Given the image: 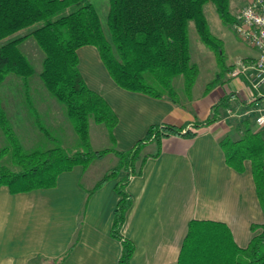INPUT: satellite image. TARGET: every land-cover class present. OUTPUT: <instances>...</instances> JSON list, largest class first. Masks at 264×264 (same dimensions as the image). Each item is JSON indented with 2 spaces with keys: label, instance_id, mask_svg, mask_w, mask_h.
Returning a JSON list of instances; mask_svg holds the SVG:
<instances>
[{
  "label": "trees",
  "instance_id": "trees-1",
  "mask_svg": "<svg viewBox=\"0 0 264 264\" xmlns=\"http://www.w3.org/2000/svg\"><path fill=\"white\" fill-rule=\"evenodd\" d=\"M209 2L214 4L223 23L233 24L230 0H109L105 27L87 0H0V43L6 40L0 44V86L9 75L22 81L26 111L34 127L49 143L55 144L26 151L0 101V133L5 142L0 148V187L7 186L13 194L52 188L62 172L76 165L85 169L105 154L113 153L116 164L86 190L84 204L97 188L124 173L115 185L120 200L114 210L110 233L122 244L118 264H130L135 246L121 234L131 205V196L126 191L130 178L141 174L149 157L159 156L162 139L192 138L200 126L219 120V110L229 105L232 96H224L213 104L211 114L200 126L197 123L188 127L155 124L129 150H93L89 122L103 125L113 140L117 117L105 99L86 85L78 69L77 50L86 45L96 47L110 77L119 87L178 103L180 98L174 79L182 77V93L189 98L198 75L197 65L191 62L190 22L201 42L216 53L221 70L228 71L223 42L210 32L203 11ZM29 27L32 29L26 34L12 37ZM29 38L43 54L40 80L52 98L63 106L65 117L73 127L75 141L68 146L52 134L34 105L29 85L34 67L20 49ZM222 72L205 86V93L222 82ZM221 146L227 164L237 171L242 170L244 160L251 162L264 215V134L245 127L238 140L226 137ZM251 231L254 235L248 245L239 247L224 224L191 220L176 264H264V222L252 224ZM62 259L56 263L61 264Z\"/></svg>",
  "mask_w": 264,
  "mask_h": 264
},
{
  "label": "crops",
  "instance_id": "crops-1",
  "mask_svg": "<svg viewBox=\"0 0 264 264\" xmlns=\"http://www.w3.org/2000/svg\"><path fill=\"white\" fill-rule=\"evenodd\" d=\"M248 2L230 0L232 15ZM77 56L86 85L117 117L114 150L131 149L151 125L200 126L213 104L232 96L219 110V120L200 126L195 137L162 139L159 156L149 157L141 174L130 178L126 191L131 205L121 228L122 236L135 246L130 264H176L191 220L222 223L239 247L247 246L254 235L251 225L264 222L251 162L244 160L237 171L227 164L221 146L226 137L238 140L245 127L264 134L254 122L256 109L264 102L248 99L245 75L227 73L207 93L192 89L189 98L173 103L119 87L94 46L80 47ZM256 58L244 64L251 67ZM107 155L114 154H105L85 169L76 165L62 172L52 188L13 194L7 186L0 187V264H57L63 257L61 264H118L122 244L110 231L120 200L115 185L124 173L97 188L84 204L86 190L100 179L96 181L91 170L102 172L94 163Z\"/></svg>",
  "mask_w": 264,
  "mask_h": 264
},
{
  "label": "rangeland",
  "instance_id": "rangeland-1",
  "mask_svg": "<svg viewBox=\"0 0 264 264\" xmlns=\"http://www.w3.org/2000/svg\"><path fill=\"white\" fill-rule=\"evenodd\" d=\"M95 8L100 22L103 27L106 25V17L108 13L109 0H87ZM204 14L209 24L210 32L222 40L224 51V64L228 68L227 72L221 70V66L216 53L207 47L199 39L193 22L189 23V47L191 54V62L195 63L198 68V75L193 86V91L202 93L205 86L216 78L217 73L223 71L220 76L222 81L226 78L227 73H231L239 68V64H244L248 58H255L257 51L251 44L243 39L236 32L234 25L231 23H223L219 18L213 3H207L203 7ZM32 27L22 29L16 32L12 37L22 36L29 32ZM11 37V38H12ZM2 41L1 43H4ZM0 43V44H1ZM22 53L32 63L34 74L29 79L30 92L34 101V105L41 114V119L54 136L60 138L63 145L72 144L75 141V133L72 125L66 119L63 106L56 102L54 98L47 92L39 77L41 70V61L43 54L32 38L27 39L20 46ZM174 86L181 100L185 99L182 93L183 79L178 77L174 79ZM0 101L2 107L7 113L8 119L13 124L14 130L26 151H34L36 149H46L55 144L49 143L45 137H42L33 125L32 117L26 111L23 83L14 75H9L0 86ZM221 108L220 110H222ZM223 111V110H222ZM222 116H226L222 112ZM102 131L99 132V131ZM101 124L93 121L89 122L90 143L93 150L113 149L115 145L109 133ZM100 134V136H99ZM5 144L3 136L0 133V148ZM126 151V150H125ZM117 161L114 155H107L94 164L102 172L91 170V174L96 173V181L101 178L103 173L109 170ZM104 169V170H103ZM83 183H86L85 180Z\"/></svg>",
  "mask_w": 264,
  "mask_h": 264
},
{
  "label": "built area",
  "instance_id": "built-area-1",
  "mask_svg": "<svg viewBox=\"0 0 264 264\" xmlns=\"http://www.w3.org/2000/svg\"><path fill=\"white\" fill-rule=\"evenodd\" d=\"M233 18L236 32L257 51V58L251 67L240 63L239 68L231 73V77L243 73L247 80L248 99L264 102V0H249ZM254 122L257 127L264 129V106L256 109Z\"/></svg>",
  "mask_w": 264,
  "mask_h": 264
}]
</instances>
